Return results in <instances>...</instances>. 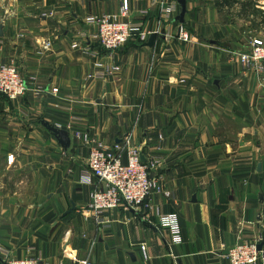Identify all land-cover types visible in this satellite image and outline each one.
<instances>
[{
	"label": "crops",
	"instance_id": "obj_1",
	"mask_svg": "<svg viewBox=\"0 0 264 264\" xmlns=\"http://www.w3.org/2000/svg\"><path fill=\"white\" fill-rule=\"evenodd\" d=\"M124 1L145 42L112 56L99 49L100 60L73 49L97 29L88 17L118 15ZM173 1L0 0V65L27 83L19 100L0 94V264H227L222 254L239 236L264 232V72L245 71L236 56L264 40V0H188L184 23L181 8L162 23ZM49 127L69 133L67 150ZM127 141L158 164L164 191L139 212L106 213L101 226L89 212L97 179L86 185L82 170L91 148L118 149L127 163ZM169 214L182 244L157 225Z\"/></svg>",
	"mask_w": 264,
	"mask_h": 264
},
{
	"label": "built area",
	"instance_id": "obj_2",
	"mask_svg": "<svg viewBox=\"0 0 264 264\" xmlns=\"http://www.w3.org/2000/svg\"><path fill=\"white\" fill-rule=\"evenodd\" d=\"M156 4V2L154 3ZM180 13V5L177 1L163 6L161 11V22L171 23ZM130 16V6L124 1L118 15H105L102 17L90 16L86 20V25L96 27L95 32H82L73 49H79L94 60H100L102 54L99 49L106 51L109 55H114L124 46L129 44L134 38H139L145 42L149 33L145 32L142 24L128 21ZM161 23V24H162ZM78 23L72 22L76 27ZM165 42L171 46L174 42V35L171 30L165 28ZM178 39L187 41L189 36L183 26L179 27ZM51 41L43 42L41 48L44 51L50 50ZM168 52L172 51L167 47ZM240 66L245 71H252L258 74L264 72V40L252 38L246 50L236 54ZM120 68L112 67L100 74L101 78H108L118 72ZM27 92V83L22 78L19 69L15 65H0V94L11 101L19 100ZM58 90L55 89L54 93ZM127 163H124L123 155L118 149L103 150L91 148L88 152L87 163L82 170L83 182L92 185V178L97 179L91 194V204L89 212L96 219L98 225L103 226L105 221L103 216L106 213L125 209L139 212L147 201L154 194L162 193L164 190L161 182L154 176L159 167L156 163H145L141 158V151L131 148L129 141L126 142ZM165 196L171 198V193L165 192ZM157 225L163 230H167L172 238V243L182 244L183 237L179 217L175 214L160 215L157 217ZM241 234V232H240ZM260 246L262 248L260 249ZM146 255V250L142 248ZM223 259L227 264H264V232L253 240H245L238 237L237 243L224 250ZM7 264H46L41 258H27L21 260H7ZM81 264H96L91 260H85Z\"/></svg>",
	"mask_w": 264,
	"mask_h": 264
},
{
	"label": "water",
	"instance_id": "obj_3",
	"mask_svg": "<svg viewBox=\"0 0 264 264\" xmlns=\"http://www.w3.org/2000/svg\"><path fill=\"white\" fill-rule=\"evenodd\" d=\"M177 2L179 3L180 5V8H181V13H180V16L178 18V20L181 22V23H184L185 22V15L187 13V2L188 0H177ZM155 38L156 36L153 35L148 43V46H152L154 41H155ZM49 130H51L53 132V134L56 136V138L58 139V141L60 142L61 146L67 150L70 145H71V140L69 138V133L66 132V131H62V130H58L56 128H52V127H49ZM142 158V161H144V157L141 156ZM75 205L73 206V210H75ZM72 210V211H73ZM70 213V212H69ZM262 248V246H260V249Z\"/></svg>",
	"mask_w": 264,
	"mask_h": 264
},
{
	"label": "rangeland",
	"instance_id": "obj_4",
	"mask_svg": "<svg viewBox=\"0 0 264 264\" xmlns=\"http://www.w3.org/2000/svg\"><path fill=\"white\" fill-rule=\"evenodd\" d=\"M259 6H261L262 8H264V3H260L258 2Z\"/></svg>",
	"mask_w": 264,
	"mask_h": 264
}]
</instances>
